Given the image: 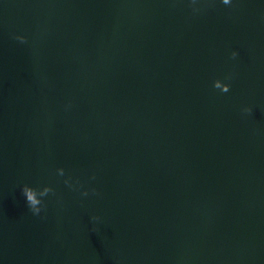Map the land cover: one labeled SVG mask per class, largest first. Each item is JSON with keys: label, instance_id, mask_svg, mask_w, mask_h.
Here are the masks:
<instances>
[{"label": "water", "instance_id": "1", "mask_svg": "<svg viewBox=\"0 0 264 264\" xmlns=\"http://www.w3.org/2000/svg\"><path fill=\"white\" fill-rule=\"evenodd\" d=\"M0 264H264V0H0Z\"/></svg>", "mask_w": 264, "mask_h": 264}, {"label": "clouds", "instance_id": "2", "mask_svg": "<svg viewBox=\"0 0 264 264\" xmlns=\"http://www.w3.org/2000/svg\"><path fill=\"white\" fill-rule=\"evenodd\" d=\"M222 2L224 4H228L229 3V0H222ZM233 57L236 56V53L233 52L231 54ZM213 87L215 88H221L220 84H219V81H214L213 82ZM222 92H227L229 91V86L227 84H225L223 86V88L221 89ZM244 111H250V109H247L245 108ZM25 199H26V203H27V206L29 207V209L35 214V213H39L40 211V208L38 207V205H40L41 203L39 201H37L36 199H34V196L32 194V192L30 191V189L27 187V186H23L22 189H21ZM51 191V189H50ZM93 219H96V217H93Z\"/></svg>", "mask_w": 264, "mask_h": 264}]
</instances>
